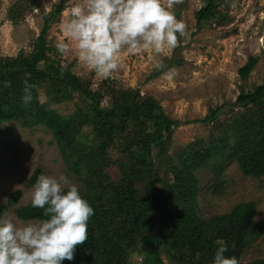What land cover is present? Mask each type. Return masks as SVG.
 <instances>
[{
    "label": "trees",
    "instance_id": "trees-1",
    "mask_svg": "<svg viewBox=\"0 0 264 264\" xmlns=\"http://www.w3.org/2000/svg\"><path fill=\"white\" fill-rule=\"evenodd\" d=\"M67 1L60 0L48 14L37 10L43 26L29 53L0 56V127L45 129L67 172L76 178L79 194L94 210L88 239L76 247L73 260L61 264H163L161 256L173 264H214L219 240L227 246L224 255L236 257L238 264H264V258L244 262L247 251L264 239V217L253 221L256 203L241 202L225 214L203 217L196 175L206 168L215 173L213 183L205 188L210 195H220V177L227 163H236L243 177L264 179V84L248 91L241 86L227 118L217 121L220 106L200 121L212 126L208 139L189 143L173 157L169 152L178 122L164 114L158 101L141 98L138 90L118 91L106 83L93 88L91 80L79 79L51 58L49 25ZM216 2L206 0L194 13L196 31L229 23ZM36 8L38 0H17L7 9L6 18L18 24ZM258 57L249 56L239 68L242 81ZM176 64L170 60L167 68ZM4 81H10L11 87L5 88ZM25 81L35 85L28 104L22 100ZM42 89L48 99L44 103L39 99ZM105 98L110 101L101 106ZM49 102H74L75 111L61 115ZM8 130L0 128V133ZM40 175V169H35L23 189L33 187ZM23 189L0 203V218L11 213L22 222L47 219L43 209L20 203Z\"/></svg>",
    "mask_w": 264,
    "mask_h": 264
},
{
    "label": "rangeland",
    "instance_id": "rangeland-1",
    "mask_svg": "<svg viewBox=\"0 0 264 264\" xmlns=\"http://www.w3.org/2000/svg\"><path fill=\"white\" fill-rule=\"evenodd\" d=\"M15 1L0 0L2 57H14L20 51L23 54L29 53L33 40L43 26L42 17L38 13L27 15L18 24L8 21L7 9ZM59 2L38 0L37 10L50 13ZM79 2L81 0H68L65 9L50 23L47 40L53 49L51 58L58 60L63 68H70L79 79L91 80L95 86L93 88L106 83V86L112 85L118 91L138 90L141 98L151 96L158 101L164 114L178 122L169 152L173 157L189 143L197 139H208L212 126L200 121L220 106L223 109L217 121L227 118L241 86L248 91L264 84V0H217L216 9L227 14L229 23L223 27L206 26L201 31H196L194 13L205 6L206 0H182V3L171 9L176 18L186 24V36L179 38V46L168 55H154L151 51H124L121 54V67L108 78H101L95 71L85 67L72 52L61 54L56 48V44L65 39L60 24L67 19L68 10ZM249 56L259 57L249 77L242 81L238 70ZM170 60L178 64L167 68ZM157 61L163 63L162 69L155 68ZM169 69L174 70L171 78L166 75ZM39 99L43 103L48 100L43 89L39 91ZM109 101L110 98L103 99L101 106ZM49 103L50 108L61 115H70L75 111L74 102ZM0 128L9 129L6 134L0 133V203H4L11 192L23 189L24 183L37 168L41 175H64L71 185L79 187L76 178L67 172L58 149L52 144L51 136L45 129L23 130L16 124H5ZM84 131L87 133L89 129L84 128ZM111 154L113 159L117 158V154ZM115 173V168H112V178ZM196 175L200 186L198 209L201 216L225 214L238 203L253 201L256 203L255 217H264V179L260 181L243 177L236 163H227L220 177V195H210L205 188L213 183L215 173L206 168L197 171ZM32 189H23L21 204L31 201ZM2 218H10L17 227L38 223L22 222L11 213ZM261 258H264V239L247 251L244 262ZM161 261L163 264H173L165 256H161ZM138 262H141V258Z\"/></svg>",
    "mask_w": 264,
    "mask_h": 264
},
{
    "label": "clouds",
    "instance_id": "clouds-1",
    "mask_svg": "<svg viewBox=\"0 0 264 264\" xmlns=\"http://www.w3.org/2000/svg\"><path fill=\"white\" fill-rule=\"evenodd\" d=\"M179 3L182 0H81L60 24L65 39L56 48L61 54L72 52L85 67L108 78L121 67L124 51L168 55L179 46V38L186 36V24L171 11ZM37 12L36 8L29 16ZM154 66L157 70L164 67L159 61ZM173 73L169 69L166 75L171 78ZM4 87H11V82L4 81ZM34 87L25 81L24 104L31 102ZM30 203L43 209L47 219L17 227L10 218H0V264H61L73 260L76 247L88 239V221L94 214L78 188L64 175H40ZM258 219L254 217L253 221ZM217 243L220 246L214 264H238L236 257L224 255L225 242Z\"/></svg>",
    "mask_w": 264,
    "mask_h": 264
}]
</instances>
